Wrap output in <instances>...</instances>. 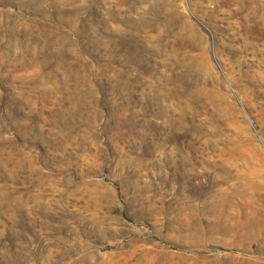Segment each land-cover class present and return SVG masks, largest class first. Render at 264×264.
<instances>
[{
    "label": "rangeland",
    "instance_id": "1",
    "mask_svg": "<svg viewBox=\"0 0 264 264\" xmlns=\"http://www.w3.org/2000/svg\"><path fill=\"white\" fill-rule=\"evenodd\" d=\"M0 264H264V0H0Z\"/></svg>",
    "mask_w": 264,
    "mask_h": 264
}]
</instances>
